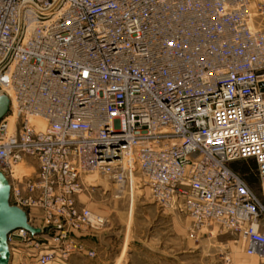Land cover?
Returning <instances> with one entry per match:
<instances>
[{"label":"built area","instance_id":"1","mask_svg":"<svg viewBox=\"0 0 264 264\" xmlns=\"http://www.w3.org/2000/svg\"><path fill=\"white\" fill-rule=\"evenodd\" d=\"M2 93L10 203L53 227L12 230L11 264L95 256L73 234L107 225L79 200L98 176L185 210L194 230L239 233L264 260V24L251 0H0ZM248 160L259 192L233 167ZM22 163L32 171L17 176Z\"/></svg>","mask_w":264,"mask_h":264},{"label":"rangeland","instance_id":"2","mask_svg":"<svg viewBox=\"0 0 264 264\" xmlns=\"http://www.w3.org/2000/svg\"><path fill=\"white\" fill-rule=\"evenodd\" d=\"M259 3L264 4V0H251L252 20L264 24ZM233 165L244 171L251 187L259 192L253 160ZM24 166L18 171L29 174L32 168ZM96 183L98 186L81 194L79 200L93 212L106 216L107 225L90 233L73 234L95 256L73 253L54 264H264L260 257L245 253L243 236L237 232L216 225L194 230L185 210L161 207L145 189L136 187L131 196L129 189H121L102 176ZM52 236L42 235L40 240L54 247ZM15 257L13 264H21L23 256L16 253Z\"/></svg>","mask_w":264,"mask_h":264},{"label":"water","instance_id":"3","mask_svg":"<svg viewBox=\"0 0 264 264\" xmlns=\"http://www.w3.org/2000/svg\"><path fill=\"white\" fill-rule=\"evenodd\" d=\"M10 99L0 94V121L10 111ZM10 183L0 170V264H11L12 255L8 243V234L17 228L24 227L32 234L48 233L52 226L39 228L28 223V215L22 208L10 203Z\"/></svg>","mask_w":264,"mask_h":264},{"label":"bare ground","instance_id":"4","mask_svg":"<svg viewBox=\"0 0 264 264\" xmlns=\"http://www.w3.org/2000/svg\"><path fill=\"white\" fill-rule=\"evenodd\" d=\"M21 167H22V168H23V167L26 168L23 164H19V165H17V166L14 167L15 175H17V176H21L22 174H24V173H21L20 171H18V169L21 168ZM15 258H16V257H15Z\"/></svg>","mask_w":264,"mask_h":264},{"label":"trees","instance_id":"5","mask_svg":"<svg viewBox=\"0 0 264 264\" xmlns=\"http://www.w3.org/2000/svg\"><path fill=\"white\" fill-rule=\"evenodd\" d=\"M254 166H255V165H254ZM233 167H234L236 170L240 171V172L245 176V173H244V171H243L241 168H238V167H236V166H234V165H233Z\"/></svg>","mask_w":264,"mask_h":264}]
</instances>
